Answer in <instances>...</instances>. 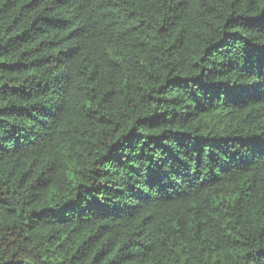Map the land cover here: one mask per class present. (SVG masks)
Instances as JSON below:
<instances>
[{
    "label": "trees",
    "instance_id": "obj_1",
    "mask_svg": "<svg viewBox=\"0 0 264 264\" xmlns=\"http://www.w3.org/2000/svg\"><path fill=\"white\" fill-rule=\"evenodd\" d=\"M0 264H264V0H0Z\"/></svg>",
    "mask_w": 264,
    "mask_h": 264
}]
</instances>
